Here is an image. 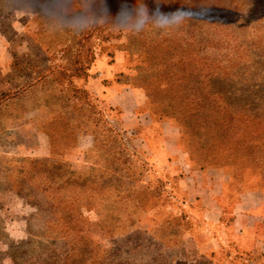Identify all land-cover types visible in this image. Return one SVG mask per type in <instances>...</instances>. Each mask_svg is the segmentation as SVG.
<instances>
[{"label": "rangeland", "instance_id": "374dc122", "mask_svg": "<svg viewBox=\"0 0 264 264\" xmlns=\"http://www.w3.org/2000/svg\"><path fill=\"white\" fill-rule=\"evenodd\" d=\"M50 2L0 0V264H264V0Z\"/></svg>", "mask_w": 264, "mask_h": 264}, {"label": "clouds", "instance_id": "9594fccd", "mask_svg": "<svg viewBox=\"0 0 264 264\" xmlns=\"http://www.w3.org/2000/svg\"><path fill=\"white\" fill-rule=\"evenodd\" d=\"M45 10L49 15L60 18L66 25L83 27L87 23V18L83 14L75 17H65L63 15L64 0H51L49 4H45ZM108 11L112 12V9L109 8ZM134 13L135 19L132 20ZM186 19V7L165 11L160 4H157L154 8L150 9L144 3V0H137L135 9L128 3V0H122L118 9L115 11V20L118 25L121 27H128L130 25L137 31L143 30L149 24L154 28L172 30L184 24Z\"/></svg>", "mask_w": 264, "mask_h": 264}, {"label": "crops", "instance_id": "0c3cea01", "mask_svg": "<svg viewBox=\"0 0 264 264\" xmlns=\"http://www.w3.org/2000/svg\"><path fill=\"white\" fill-rule=\"evenodd\" d=\"M186 180L181 179L178 181V187L179 190L182 191L181 188L186 186ZM211 199V203L208 205H202V207L205 208V213L206 216L209 217V219L212 221V223H217L220 221L222 212L219 210L218 206H214V201L215 199L214 196H209ZM233 215V220H232V230L234 232H240L243 233L248 241L253 245V254L257 258L262 257L264 261V237L260 236L256 233V227H257V222H250L248 218L250 217L249 212H239V213H232Z\"/></svg>", "mask_w": 264, "mask_h": 264}]
</instances>
